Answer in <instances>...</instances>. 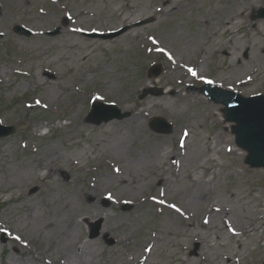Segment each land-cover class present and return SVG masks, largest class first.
<instances>
[{
	"label": "rangeland",
	"instance_id": "374dc122",
	"mask_svg": "<svg viewBox=\"0 0 264 264\" xmlns=\"http://www.w3.org/2000/svg\"><path fill=\"white\" fill-rule=\"evenodd\" d=\"M261 8L0 0V120L17 129L0 139V264H62L86 241L94 264H264V169L200 91L264 95ZM149 88L164 94L141 99ZM97 101L128 116L90 124Z\"/></svg>",
	"mask_w": 264,
	"mask_h": 264
},
{
	"label": "water",
	"instance_id": "95a60500",
	"mask_svg": "<svg viewBox=\"0 0 264 264\" xmlns=\"http://www.w3.org/2000/svg\"><path fill=\"white\" fill-rule=\"evenodd\" d=\"M264 18V10H260L257 16L253 19ZM145 21L140 24L149 23ZM123 31L110 34L108 36H98L103 39L114 38L121 35ZM60 32L57 30L56 33ZM54 33V34H56ZM161 73L160 67L152 69L151 74L158 77ZM202 93L209 97V99L216 104L224 105L223 113L225 120L234 123L232 131L236 136V144L248 152L246 164L254 169L264 168V96L253 98H243L233 92L222 90L210 85H206L201 89ZM148 94L160 96L163 94L162 89L145 90L141 99ZM121 110L113 105H106L104 103L94 104L92 111L88 117V122L94 125H101L113 120H122L127 117ZM153 128L158 133H169V125L163 119H156ZM14 127L3 126L0 122V139L7 138L15 134ZM130 209V207H126Z\"/></svg>",
	"mask_w": 264,
	"mask_h": 264
},
{
	"label": "bare ground",
	"instance_id": "6f19581e",
	"mask_svg": "<svg viewBox=\"0 0 264 264\" xmlns=\"http://www.w3.org/2000/svg\"><path fill=\"white\" fill-rule=\"evenodd\" d=\"M51 174H54V172L51 171ZM48 226H53V223ZM92 245L90 241L81 242L74 247L73 252L72 250L67 252V258L62 264H94L96 260V250ZM140 264H144L143 259L140 260Z\"/></svg>",
	"mask_w": 264,
	"mask_h": 264
},
{
	"label": "snow or ice",
	"instance_id": "6c2138e0",
	"mask_svg": "<svg viewBox=\"0 0 264 264\" xmlns=\"http://www.w3.org/2000/svg\"><path fill=\"white\" fill-rule=\"evenodd\" d=\"M0 35H2V33H0ZM156 41H153V43H155ZM160 51H163V49H160ZM172 57L169 55V59H171ZM193 76L196 75V72L193 69H189L188 70ZM207 83L211 84L212 81L211 80H206ZM185 135H187V133H185ZM109 199H111V196H109ZM173 208H175V205H172ZM176 211H180L179 209H176ZM207 222V221H206ZM0 231H6L5 229H0ZM16 239H19V237H16Z\"/></svg>",
	"mask_w": 264,
	"mask_h": 264
}]
</instances>
